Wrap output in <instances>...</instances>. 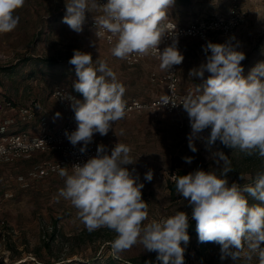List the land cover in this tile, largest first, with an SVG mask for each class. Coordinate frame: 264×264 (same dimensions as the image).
<instances>
[{"label":"clouds","instance_id":"clouds-1","mask_svg":"<svg viewBox=\"0 0 264 264\" xmlns=\"http://www.w3.org/2000/svg\"><path fill=\"white\" fill-rule=\"evenodd\" d=\"M25 0H0V34L9 33L19 24L16 11ZM175 0H65L63 23L76 33L83 32L86 12L99 11L95 17L97 37L108 33L112 56L126 59L132 54L154 55L163 71L171 72L184 56L178 41L159 45L165 36L176 35V24L165 23ZM231 37L225 43L208 42L203 47L206 62L189 71V77H200L203 82L187 92L179 105L187 113L191 133L188 147L195 153L196 139H204L206 147L219 141L230 149H239L247 156L264 159V61L258 62L247 76L241 64L246 59L238 50L239 42ZM210 52V54H208ZM75 67L73 88L82 94L83 101L67 93L60 98L71 101L76 129L65 131L72 146L82 144L85 153L94 135L106 136L113 125L126 116L123 99L125 86L106 61L94 60L90 53L74 50L68 61ZM205 73H208L204 79ZM177 106L169 96L160 105ZM55 113L54 118L60 117ZM209 130L207 137L201 133ZM123 135V130H121ZM131 147L118 142L107 153L106 146H97L94 157L85 163L74 164L69 171L61 167L59 176L64 187L56 199L70 201L77 210L76 219L89 232L107 228L116 233L111 242L113 255L142 244L145 251L155 252L162 264H185V247L190 237V220L196 222L198 241L214 242L221 246V260L234 264H252L254 258L264 264V170L255 173L251 184H229L228 173L233 171L229 156L223 151L212 153L215 167L205 171L197 168L186 175H173L177 194L187 201L191 216L185 211L148 223V203L142 198L144 183L126 166L136 163ZM186 163L192 157L183 158ZM222 162V163H221ZM241 179L244 177L241 175ZM144 179L151 182L153 170ZM245 193L261 203L249 205Z\"/></svg>","mask_w":264,"mask_h":264},{"label":"rangeland","instance_id":"rangeland-1","mask_svg":"<svg viewBox=\"0 0 264 264\" xmlns=\"http://www.w3.org/2000/svg\"><path fill=\"white\" fill-rule=\"evenodd\" d=\"M229 4V0H193L189 7L175 4L169 10L168 19L190 24L224 17ZM241 9L245 19L233 42H239L238 50L246 55L241 64L243 75L247 76L258 62L264 61V0H242ZM65 13V0H25L24 6L16 11L20 18L16 29L0 34V102L10 98L18 101L20 108L30 106L32 100H39L50 119L57 112L61 114L54 118L56 123L59 122L63 109L51 100L54 87L63 86L83 97L73 88L75 67L68 62L74 50L90 53L94 66H97L95 60L98 58L107 62L118 81L125 86L123 99L126 103L134 99L150 102L165 95L164 85L152 81L153 74L162 76V70L155 61L146 59L128 67L124 59L112 56L111 47L90 31L89 23L102 13L86 12L83 32L79 34L62 22ZM229 39L217 35L213 43H225ZM185 48V60L180 69V91L183 93L203 82L200 77H189V71L206 62V54L198 50L197 44L189 42ZM208 75L205 73L204 79ZM9 119L19 118L15 111L1 109L0 124ZM37 119L38 116L29 120L28 128L32 132L37 131L36 127H31ZM190 133L184 109L168 113L164 109L153 108L132 113L116 123L106 136L94 135L93 140L105 145L107 153L118 142L131 147V157L136 163L127 166L135 169L133 174H138L139 182L145 185L142 198L149 207L145 223L170 217L178 211L191 216L187 201L172 191L173 175L177 170H186L187 173L197 168L213 170L217 165L212 153L216 151H223L231 160L233 171L228 173L229 184H251L255 173L264 170V159L247 156L219 141L208 149L204 139H196L197 152L193 153L188 147ZM209 134V130H205L201 136ZM184 157H192V162L186 163ZM48 158L51 156L39 153L15 164H0V226L4 223L5 235L4 241L0 237V264H107L110 257L127 264L144 261L162 264L156 259L155 252L145 251L139 243L113 255L111 242L116 237L114 231L107 228L87 231L76 219L77 210L70 201L56 199L58 190L64 187V179L59 175L30 179V171ZM149 169L153 170L151 182L144 179ZM241 175L244 179L240 178ZM6 194L12 197L6 199ZM245 196L248 201L255 200L246 193ZM194 222L190 220L188 233ZM182 247H185V264H234L230 258L220 259L219 244L201 243L198 234L190 237L189 243L182 244ZM252 264H259L258 259L254 258Z\"/></svg>","mask_w":264,"mask_h":264},{"label":"built area","instance_id":"built-area-1","mask_svg":"<svg viewBox=\"0 0 264 264\" xmlns=\"http://www.w3.org/2000/svg\"><path fill=\"white\" fill-rule=\"evenodd\" d=\"M242 0H229V10L226 16L207 19L200 22L190 23L187 25H181L173 20H167L165 23L176 24L175 37L168 35L165 36L163 42L159 45L162 51L166 46L173 43L175 38L178 41L177 47L181 54L184 56V43L186 41H194L198 44L199 51L205 54L203 47L210 41L213 43L215 36H221L224 38L235 37L238 30L242 26L245 15L241 9ZM101 4L106 3L107 0H99ZM89 29L94 36L104 42L109 47H112L115 38L110 43L108 39V33L97 37L95 20L89 23ZM210 54V52L208 53ZM146 59H151L159 65V60L151 54L138 55L132 54L128 58L124 59L125 64L128 67H134L140 64ZM185 60V59H184ZM184 60L180 65H175L171 69V72L163 71L162 76L158 77L155 74L152 75V81L154 83H160L165 87V95L174 101L177 106L160 105L161 99L153 100L150 102H144L140 100H131L126 103V117L135 112H141L147 109H164L168 113H178L183 109L182 102L183 97L187 92L180 91V69L184 64ZM67 93L78 100L83 101V97H79L67 88L63 86L54 87L51 94V99L59 103L65 113V123L61 126L51 123V119L44 113L42 105L37 100H32L30 106L20 107L17 109V114L24 121H29L38 116L36 132L25 130L19 133L7 134V127L14 124L15 120H7L0 124V164H15L21 160L31 158L35 154H47L51 158L42 160L36 166V169L30 171L29 178L33 180L45 179L52 175H59L61 167L66 168L69 172L72 171L74 164L85 163L89 158L94 157L97 152V144L93 143L88 145L87 151L81 153L79 151L82 144H78L75 147L70 144L65 136V131H74L77 127L74 119V111L71 109V101L60 98L59 93ZM163 96V97H164ZM16 111L11 103H0V110ZM37 113V114H36ZM124 118V119H125ZM121 122V121H118ZM116 122V123H118ZM115 123V124H116ZM114 124V125H115ZM113 125V126H114ZM109 155L111 152L108 153ZM55 155V156H54ZM130 171L132 167L126 166ZM24 179H21L23 181ZM12 195L6 194L5 198H11ZM0 202L2 200L0 199ZM4 223L0 226V237L5 240L3 232ZM264 247V243L261 245Z\"/></svg>","mask_w":264,"mask_h":264},{"label":"trees","instance_id":"trees-1","mask_svg":"<svg viewBox=\"0 0 264 264\" xmlns=\"http://www.w3.org/2000/svg\"><path fill=\"white\" fill-rule=\"evenodd\" d=\"M193 0H175V4L177 6H180V7H189L191 5ZM167 20H170V19H167ZM174 21V20H173ZM176 22V21H175ZM178 23V22H177ZM193 23V22H191ZM178 24H181V23H178ZM189 24V23H187ZM187 24H181V25H187ZM46 61V60H45ZM44 61V62H45ZM6 72V71H5ZM54 90V89H53ZM52 90V91H53ZM52 91H51V94H52ZM74 94V93H73ZM76 95V94H75ZM78 96V95H77ZM80 97V96H79ZM5 102H0V103H11L14 107V109L16 110V114H17V109H19V105L20 103H18V101H15V100H12L10 98H5ZM38 102H40L39 100H37ZM41 104V102H40ZM27 107V106H26ZM18 118L17 120H15V123L12 124V125H9L7 127V134H14V133H19V132H22V131H25L28 129V127L30 126V122L29 121H24L23 119H21V117L17 114ZM188 174L186 170H177L175 175L176 176H179V175H186ZM171 188H172V191L175 192V181L172 183L171 185ZM249 205H253V204H258L259 202L256 201V200H249ZM263 206V205H262ZM190 232L188 233L189 234V237H192V236H196L197 235V231H196V222H194L191 226V229L189 230ZM122 260H120L119 258H113V257H110L107 264H127V262L125 261H122L123 263H121ZM45 264H49V263H45ZM51 264V263H50ZM85 264H91V263H85ZM130 264H154V262H151V261H144V262H141V263H130Z\"/></svg>","mask_w":264,"mask_h":264},{"label":"crops","instance_id":"crops-1","mask_svg":"<svg viewBox=\"0 0 264 264\" xmlns=\"http://www.w3.org/2000/svg\"><path fill=\"white\" fill-rule=\"evenodd\" d=\"M189 42H192V44L193 43H195V44H197L196 42H194V41H186L185 43H184V54H186V50H187V48H185V46H186V44L187 43H189ZM198 45V44H197ZM198 50H199V48H198ZM52 100V99H51ZM42 104V103H41ZM42 108H44V105L42 104ZM51 121V123L53 124L54 123V125H57V126H61V125H63L64 123H65V113H64V111H63V113H62V118H61V120L59 121V122H55V119L53 118V119H51L50 120ZM36 123V122H35ZM37 126V123L34 125H32L31 127H33V128H35ZM30 127V126H29ZM30 128H28V130H29ZM94 141V140H93ZM95 142V141H94ZM96 143V142H95ZM97 145H100V144H98V143H96ZM55 156V155H54Z\"/></svg>","mask_w":264,"mask_h":264}]
</instances>
